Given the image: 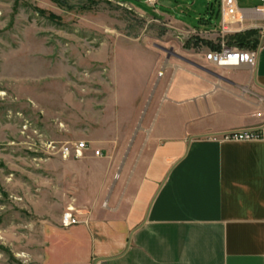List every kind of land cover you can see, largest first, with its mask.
I'll list each match as a JSON object with an SVG mask.
<instances>
[{"label":"crops","instance_id":"1","mask_svg":"<svg viewBox=\"0 0 264 264\" xmlns=\"http://www.w3.org/2000/svg\"><path fill=\"white\" fill-rule=\"evenodd\" d=\"M137 47L140 89L156 85L146 121L127 130L141 152L118 161L123 127L94 140L115 150L79 163L81 222L46 225L35 264H264V139L223 138L264 123V47L254 69Z\"/></svg>","mask_w":264,"mask_h":264},{"label":"rangeland","instance_id":"2","mask_svg":"<svg viewBox=\"0 0 264 264\" xmlns=\"http://www.w3.org/2000/svg\"><path fill=\"white\" fill-rule=\"evenodd\" d=\"M255 3L239 0L243 7ZM154 6L0 0V264L36 263L45 226L79 206V163L95 149L94 140L123 127L126 148L108 146L103 155L115 150L122 163L141 152L133 144L139 133L127 130L146 121L156 85L146 96L140 89L137 46L178 53L187 43L203 54L208 41L217 43L215 1L157 0ZM80 140L90 144L82 157L63 155L64 145Z\"/></svg>","mask_w":264,"mask_h":264},{"label":"built area","instance_id":"3","mask_svg":"<svg viewBox=\"0 0 264 264\" xmlns=\"http://www.w3.org/2000/svg\"><path fill=\"white\" fill-rule=\"evenodd\" d=\"M218 5L219 27L216 30L218 40L216 48H208L203 53L204 59L211 65L228 69L234 67H248L254 69L257 64L259 50L264 43V0H251L256 3L249 7L239 5V0H213ZM152 7L157 0H144ZM256 30L258 43L255 47H239L235 43H229L226 40L228 35L244 32L245 30ZM209 31V30H205ZM174 51L168 50L169 54ZM180 59H185L179 55ZM225 139L233 140H254L264 139V123L256 128L240 129L228 132L223 135ZM90 148L86 140L75 141L73 145H64L62 152L64 156L71 155L75 158L83 156V153ZM93 155L102 156V150L95 148ZM60 222L62 226H70L81 222L73 213V207L68 206L61 214Z\"/></svg>","mask_w":264,"mask_h":264},{"label":"trees","instance_id":"4","mask_svg":"<svg viewBox=\"0 0 264 264\" xmlns=\"http://www.w3.org/2000/svg\"><path fill=\"white\" fill-rule=\"evenodd\" d=\"M218 14V11H217ZM219 15V14H218ZM229 43H235L237 44L239 47H255L258 43V38H257V34H256V30L254 29H249V30H245L244 32L241 33H236V34H232L229 35L227 38ZM197 39L194 42H192V44L194 46H196L197 44ZM189 42V41H186ZM208 45L210 46V48H216L217 43H211V42H207ZM187 43H184L183 46L188 47L189 45H186Z\"/></svg>","mask_w":264,"mask_h":264},{"label":"water","instance_id":"5","mask_svg":"<svg viewBox=\"0 0 264 264\" xmlns=\"http://www.w3.org/2000/svg\"><path fill=\"white\" fill-rule=\"evenodd\" d=\"M22 264H26V263H22Z\"/></svg>","mask_w":264,"mask_h":264}]
</instances>
